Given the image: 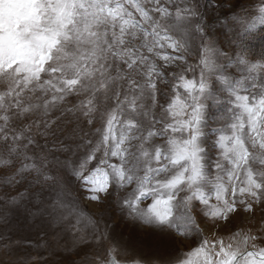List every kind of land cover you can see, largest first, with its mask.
Segmentation results:
<instances>
[{
	"label": "snow or ice",
	"instance_id": "snow-or-ice-1",
	"mask_svg": "<svg viewBox=\"0 0 264 264\" xmlns=\"http://www.w3.org/2000/svg\"><path fill=\"white\" fill-rule=\"evenodd\" d=\"M233 19L243 32L221 33L230 55L197 0H0V178L25 187L4 198L63 233L56 264H264V230L220 233L264 213V53L238 46L264 34V0ZM158 83L171 88L166 107ZM225 93L210 145L205 110ZM54 112L76 125L67 138ZM112 212L159 243L117 236ZM85 248L98 259L72 258Z\"/></svg>",
	"mask_w": 264,
	"mask_h": 264
},
{
	"label": "rangeland",
	"instance_id": "rangeland-1",
	"mask_svg": "<svg viewBox=\"0 0 264 264\" xmlns=\"http://www.w3.org/2000/svg\"><path fill=\"white\" fill-rule=\"evenodd\" d=\"M199 4V11L204 15L206 22L209 23L210 30L215 32L220 37L219 47L231 55L233 49L225 42L224 36L221 33H228L229 39L233 38V33L239 34L243 32V26L234 22V16L239 14L241 17L245 16L246 0H241L240 5H236V0H197ZM246 34V33H245ZM244 34V35H245ZM243 39V38H242ZM242 39L239 41V47L243 48ZM243 50L248 53V50ZM172 53L171 49H168ZM199 50L194 51L192 55L187 56V63L192 65L195 72L187 73V78H199ZM249 54V58L254 61L259 60L261 56ZM163 67V61L158 62ZM177 72L179 68L175 65L165 69V75L169 81H172V70ZM234 72L235 69H231ZM215 86V81H214ZM160 91L157 93V100L160 104L169 101L173 98L171 88L164 84L158 83ZM183 93V90H180ZM229 103L226 98V93L221 97V102L213 104L209 102L205 113L208 132V143L211 145L213 139L217 136L214 129L222 126L220 117L227 113ZM160 110L157 109V116ZM35 118V117H33ZM50 119L57 120L55 125L56 138H67L76 127L74 123H70L71 118H61V113L54 112L50 114ZM40 142L44 143V138L40 137ZM52 137H49L51 143ZM217 156V151L213 146L209 151V164L214 163ZM25 187L18 188L6 187L3 179L0 178V264H56L67 256L64 251L63 240L60 237L63 233L56 229L53 231L45 223L46 217L42 219L39 215H33L35 209L27 204L26 201L20 203L19 206L9 203L4 197L5 193L9 197L16 196L20 192H24ZM90 212H97L98 209L93 205H87ZM110 215L113 218L112 228L117 236L125 240L132 239L133 242L139 244L141 241H147L155 247L159 243V237H148L144 231L133 225L127 220L119 218V212H112ZM264 230V213L259 208L256 209L255 214H247L241 212L239 215L233 217V220L227 227L220 229L221 235H224L225 242L233 232H251L256 234ZM227 233V235H225ZM216 235V230L209 228L204 237L211 240ZM186 243H191V240ZM7 244V247L4 245ZM85 252L91 257L93 261L98 258L94 253V249L85 248L80 251L78 255L72 258L80 262L84 259Z\"/></svg>",
	"mask_w": 264,
	"mask_h": 264
},
{
	"label": "trees",
	"instance_id": "trees-1",
	"mask_svg": "<svg viewBox=\"0 0 264 264\" xmlns=\"http://www.w3.org/2000/svg\"><path fill=\"white\" fill-rule=\"evenodd\" d=\"M243 48L261 56L264 53V34L260 29L255 32L246 33L242 39Z\"/></svg>",
	"mask_w": 264,
	"mask_h": 264
}]
</instances>
